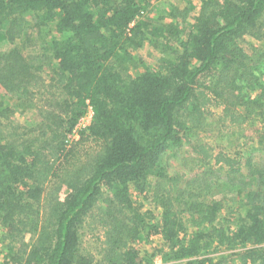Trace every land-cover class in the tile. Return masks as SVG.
Here are the masks:
<instances>
[{
  "label": "trees",
  "instance_id": "16d2710c",
  "mask_svg": "<svg viewBox=\"0 0 264 264\" xmlns=\"http://www.w3.org/2000/svg\"><path fill=\"white\" fill-rule=\"evenodd\" d=\"M159 1L0 0V39L25 41L24 12L58 35L0 51V264H152L151 237L165 264H264V0H198L191 23L188 6L149 18ZM146 42L173 59L133 75ZM28 110L34 125L13 119ZM212 125L238 140L254 129L260 157L238 176L239 162L199 136L190 165L210 170L178 188L161 157ZM89 139L99 150L76 168ZM96 224L91 254L82 230Z\"/></svg>",
  "mask_w": 264,
  "mask_h": 264
},
{
  "label": "rangeland",
  "instance_id": "374dc122",
  "mask_svg": "<svg viewBox=\"0 0 264 264\" xmlns=\"http://www.w3.org/2000/svg\"><path fill=\"white\" fill-rule=\"evenodd\" d=\"M173 6H177L180 9L185 7H189L190 9V16L188 17V22L191 23L193 16L197 10L199 5L198 0H160L158 3L154 4L153 6L149 7L148 10H151V14L149 18H156L163 14L165 9H169ZM20 16L24 19V35L25 41H14L12 44L7 43L4 39H0V51H6L12 48L21 47L22 43H25L27 48L28 40H31L32 43L37 46V43L40 44L43 41L48 42L51 39L57 37L56 30L54 29L53 25H48L45 27L34 28V15L31 13H20ZM261 23L264 25V15L261 19ZM29 38V39H27ZM27 39V40H26ZM246 41L254 44H258L256 41L251 39L250 37H246ZM32 47V46H30ZM35 48V49H36ZM132 56L136 58V62L140 65V68L137 70H133L131 74L135 75L142 70L143 66H148L150 68H157L160 58L165 59H173L171 50L164 49L163 47L153 48L152 45L149 43H144V45L139 48L138 50H134L132 52ZM49 73L48 70H44L40 72L39 75L43 78H46V74ZM260 76L264 77V65L261 67L259 72ZM47 80V79H46ZM214 113V117H218L220 114V110L214 109L212 110ZM13 119L22 124V125H34L36 122V116L32 110L25 111L21 114L14 115ZM93 115L90 109L86 111V113L80 118L78 121L75 129L71 133V138H69V143H73L74 141L79 140L78 133L80 131H84L87 129L92 123ZM202 137V144L209 145L213 152L215 153L218 147H222L224 152L231 157L232 159H236L240 164V170L238 172V176H244L246 172V162L250 159L254 160L260 157V152L257 151L256 142L260 139L258 136L255 135L254 129L246 128L243 131L242 138L235 139L230 137L229 133H225L224 131H220V128L216 125H212V128L206 129L204 132L202 131H195L193 133H189L185 136V141L183 140L182 144L175 148L168 150L160 159L159 165L160 167H165L167 172L170 176H179L181 175L180 181H178V188H183L184 185L194 179V177L200 173L206 172L209 169V166L203 165L201 163L196 164L193 168L190 164L191 161L188 158L191 153V145L195 144L198 137ZM78 154L75 156V163L76 168L78 167L83 168V165L90 161L97 151L99 150V144L94 140L89 139L88 141L83 142L81 145L77 147ZM210 170V169H209ZM213 173V170L211 172ZM203 180V178L198 179ZM65 188L61 194L65 193ZM219 188L212 191V194H208L207 200H211L212 198L216 200L219 198V192L217 191ZM234 195V191L228 193V197H232ZM136 207L139 208L141 213H145L146 211H152L155 217L158 216L159 210L154 209V206H150L148 201L140 196L134 197ZM231 204L230 201H227ZM233 203V202H232ZM189 226V224L187 223ZM101 227L99 224L93 225L92 228L87 227L82 230V240L84 241L83 247H91L89 249V253L93 254L94 248L97 247L98 241L95 240V235L98 233ZM196 228L189 227L188 232L195 231ZM31 241V236L27 235L25 238V242L29 243ZM142 248L147 251L149 254H152L153 260L152 264H165L163 262L162 250L163 247L160 245L158 237H151L148 241H145L142 244ZM165 250V249H164ZM224 254L223 250L219 253H216L211 256H217Z\"/></svg>",
  "mask_w": 264,
  "mask_h": 264
}]
</instances>
